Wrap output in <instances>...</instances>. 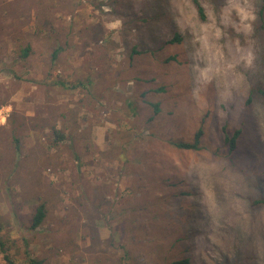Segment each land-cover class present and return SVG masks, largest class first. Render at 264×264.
Instances as JSON below:
<instances>
[{
    "label": "rangeland",
    "instance_id": "obj_1",
    "mask_svg": "<svg viewBox=\"0 0 264 264\" xmlns=\"http://www.w3.org/2000/svg\"><path fill=\"white\" fill-rule=\"evenodd\" d=\"M199 1L0 0V258L264 264L262 0Z\"/></svg>",
    "mask_w": 264,
    "mask_h": 264
},
{
    "label": "trees",
    "instance_id": "obj_2",
    "mask_svg": "<svg viewBox=\"0 0 264 264\" xmlns=\"http://www.w3.org/2000/svg\"><path fill=\"white\" fill-rule=\"evenodd\" d=\"M193 4L195 5L199 16L203 19L204 18V9L200 3L199 0H192ZM259 16L260 18L263 20V16H264V0H262L260 8H259ZM177 40H179V38L177 36H174L173 38H171L170 40H168V43H174ZM30 50V46L26 45L25 48H23L21 50V56L25 57L28 52ZM58 52V49L54 50L52 52V59L54 60L56 58V54ZM71 87H77L76 84L71 85ZM154 111L158 110L157 104L154 103L152 104ZM57 134L58 139L62 136V134H59L57 131H55ZM202 128H199L193 137L192 141H185V140H174V139H170V144L173 145L174 147L178 148V149H183V150H200L201 149V145H200V136L202 135ZM240 134V129H236L230 136H226V143L228 145V150L231 152L235 149L236 147V141L237 138ZM253 204L257 205V204H264V198L259 197L253 200ZM46 215V210L43 204H39L36 209L35 212L32 216V220H31V225L30 228L31 229H35L36 227H38L44 217ZM130 219V220H129ZM134 227V220L131 218L126 219V227L124 228V246L126 247L127 244L130 242V238H132L133 234H132V228ZM123 245V244H122ZM0 249H2V251H5L4 249V243L0 240ZM125 253L126 256L129 257V253L130 250L128 247L125 248ZM26 264H44V259L43 258H39V257H33L30 255L26 256ZM187 263V259H176L173 260L172 262H170L169 264H185ZM0 264H16L14 263V260L12 259L11 256H9L8 254H5L3 252L1 258H0Z\"/></svg>",
    "mask_w": 264,
    "mask_h": 264
}]
</instances>
